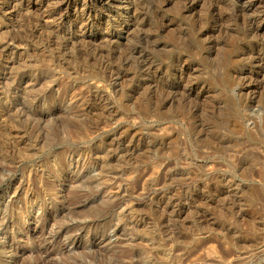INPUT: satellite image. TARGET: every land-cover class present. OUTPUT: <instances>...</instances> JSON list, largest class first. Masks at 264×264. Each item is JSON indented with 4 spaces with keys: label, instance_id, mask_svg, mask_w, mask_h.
<instances>
[{
    "label": "rangeland",
    "instance_id": "rangeland-1",
    "mask_svg": "<svg viewBox=\"0 0 264 264\" xmlns=\"http://www.w3.org/2000/svg\"><path fill=\"white\" fill-rule=\"evenodd\" d=\"M263 2L0 0V264H264Z\"/></svg>",
    "mask_w": 264,
    "mask_h": 264
},
{
    "label": "bare ground",
    "instance_id": "bare-ground-1",
    "mask_svg": "<svg viewBox=\"0 0 264 264\" xmlns=\"http://www.w3.org/2000/svg\"><path fill=\"white\" fill-rule=\"evenodd\" d=\"M27 2H29V1H27ZM241 3H242V1H241ZM263 3H264V2H263ZM246 4H247V3H246ZM244 5H245V4H244ZM262 5H263V4H262ZM260 6H261V4H260ZM0 7H1V6H0ZM2 8H3V7H2ZM248 8H249V7H248ZM0 9H1V8H0ZM261 9H262V8H261ZM238 10H239V9H238ZM238 10H237V11H238ZM240 10H241L242 12H245V11L247 10V8H246V7H243V8L240 7ZM263 12H264V11H263ZM263 12H262V13H263ZM238 13H239V12H238ZM238 13H237V15H238ZM240 13H241V12H240ZM242 14H243V13H242ZM242 14H241V15H242ZM245 14H246V13H245ZM260 14H261V13H260ZM247 16H248V15H247ZM256 17H257V16H256ZM252 18H253V17H252ZM252 20H253V22H254V21L256 20V18H254V19H252ZM257 20H258V19H257ZM260 20H261V19H260ZM250 22H251V20H250ZM260 23H261V22H260ZM250 25H251V24H250ZM258 25H259V24H258ZM258 25H257V26H258ZM247 26H248V24H247ZM249 27H250V26H249ZM255 29H258V28H255ZM254 31H255V30H254ZM256 32H257V31H256ZM263 60H264V59H263ZM261 62H262V61H261ZM261 62H260V63H261ZM260 63H259V64H260ZM259 67H261V65H260Z\"/></svg>",
    "mask_w": 264,
    "mask_h": 264
}]
</instances>
